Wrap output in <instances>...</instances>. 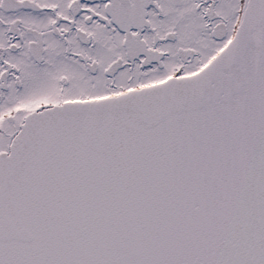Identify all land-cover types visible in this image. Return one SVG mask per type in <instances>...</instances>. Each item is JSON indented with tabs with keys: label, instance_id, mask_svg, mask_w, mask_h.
Wrapping results in <instances>:
<instances>
[{
	"label": "snow or ice",
	"instance_id": "6c2138e0",
	"mask_svg": "<svg viewBox=\"0 0 264 264\" xmlns=\"http://www.w3.org/2000/svg\"><path fill=\"white\" fill-rule=\"evenodd\" d=\"M0 264H264V0H0Z\"/></svg>",
	"mask_w": 264,
	"mask_h": 264
}]
</instances>
